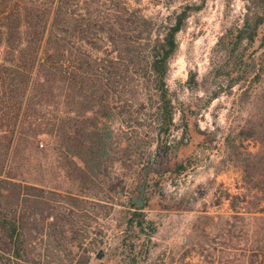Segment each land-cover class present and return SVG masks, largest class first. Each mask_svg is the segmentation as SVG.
I'll return each instance as SVG.
<instances>
[{"label":"trees","instance_id":"obj_1","mask_svg":"<svg viewBox=\"0 0 264 264\" xmlns=\"http://www.w3.org/2000/svg\"><path fill=\"white\" fill-rule=\"evenodd\" d=\"M247 1L242 22L227 28L216 43L217 56L226 62L216 67L226 65L228 75L235 74L229 87L259 78L262 111L247 135L257 134L264 143V134L256 132L264 129V0ZM187 16L179 12L161 33L127 0H0V138H7V148L16 136L41 139L37 143L44 151L55 143L64 172V182L53 185L0 175V264H49L40 259L52 239L53 249L67 251L65 259L55 256L53 262L86 264L88 256L80 250L96 231L80 217L85 202L113 207L111 192L128 194L139 187L150 162L149 175L153 170L160 177H176L197 163L194 153L183 151L192 129L200 131L194 104L181 108L184 137L169 139L176 106L167 77ZM196 83L191 76L189 87ZM118 121L122 133L116 132ZM148 126L155 134L148 143L156 146L147 154L136 141L145 140L141 128ZM244 165L249 174L260 168L261 178L253 182L254 192L228 193L233 213L226 220L225 240L207 254L211 264L220 256L221 264H264V155ZM125 168L136 173L134 185ZM149 175L144 205L129 199L121 222L127 232L123 246L132 254L141 234L151 238L158 229L145 210L150 188L166 198ZM145 253L139 255L144 263Z\"/></svg>","mask_w":264,"mask_h":264},{"label":"rangeland","instance_id":"obj_2","mask_svg":"<svg viewBox=\"0 0 264 264\" xmlns=\"http://www.w3.org/2000/svg\"><path fill=\"white\" fill-rule=\"evenodd\" d=\"M127 1L132 8L140 9L152 19L155 32H164L179 12L186 11L188 14L184 28L177 34L179 46L170 60L167 77L176 106L169 139L177 141L184 137L181 108L187 103L194 104L199 112L193 120L197 122L196 126L200 131L192 129L190 143L183 151L186 154L194 153L197 163L176 177H170L169 173L160 177L155 171L150 172L149 178L159 181V187L166 198L154 194L155 188H150V206L145 210L150 218L158 222V229L151 238L141 234L135 241L137 245L133 254L123 246L127 232L124 231L125 223L121 222L129 207L128 200H132V195L138 194L139 187L128 194L111 192L115 199L109 204H113V207H100L92 202H85L87 207L79 212L80 217L91 223L92 230L96 233L91 232L85 239V249L80 250V253L88 256L86 264H211L207 254L216 242L219 244L225 240L226 220L233 213V198L228 193L236 194L250 189L254 192L256 189L253 182L261 178L257 173L260 168L249 174L244 167L248 158L259 159L264 155V143L258 135H247L249 126L257 127L262 111L259 78L253 75L254 80L229 87V78L235 74L229 76L226 65L219 67V70L216 67L217 63L219 65L224 61L217 56L216 43L227 28L242 22L248 1ZM261 54L264 58V50ZM224 63L226 64L225 61ZM191 76H195L197 80L193 88L188 85ZM219 88L222 90L219 96L210 99L211 94ZM119 126L118 121L116 132L122 133ZM191 126L194 127L192 121ZM128 131L134 135L133 129ZM141 131L143 135L147 134L144 136L145 140L136 143L141 144L147 154L154 152L156 143H148L155 136L152 129L149 126L142 127ZM256 132L264 134V129L258 127ZM38 140H25L16 136L7 148V138L1 137L0 175L11 174L38 185L62 184L64 172L60 168L61 152L55 143H51V148L46 151L41 150ZM250 153L258 156L251 157ZM153 163L150 162L147 166ZM158 167L164 169L161 165ZM125 172L131 175L128 182L134 185L136 173L128 168H125ZM146 194L147 190L145 196ZM53 196L60 198L58 194H52ZM160 201L169 205V208L162 209ZM234 201L243 205L236 198ZM119 224L122 225L118 226ZM134 230L138 232L137 228ZM50 241L52 243L43 245L40 260L42 263L51 260L49 264H57L52 261V257L65 259L67 251L53 249L55 242L53 239ZM100 250L103 253L98 257ZM146 250L149 251V257L144 263L139 255L144 256ZM133 255L137 257L134 259ZM218 259L215 264H221Z\"/></svg>","mask_w":264,"mask_h":264},{"label":"water","instance_id":"obj_3","mask_svg":"<svg viewBox=\"0 0 264 264\" xmlns=\"http://www.w3.org/2000/svg\"><path fill=\"white\" fill-rule=\"evenodd\" d=\"M150 166H146L144 168V172H143V178L140 182V185H139V192L138 194H134L132 195V200L137 204V206H143L144 205V202H145V192H146V183H147V180H148V170H149ZM102 253L103 251L100 250L97 254L98 257H101L102 256Z\"/></svg>","mask_w":264,"mask_h":264}]
</instances>
